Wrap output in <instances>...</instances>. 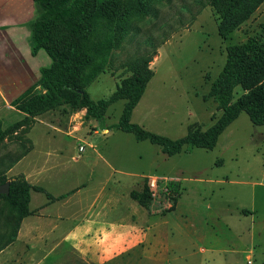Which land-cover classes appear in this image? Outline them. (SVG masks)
I'll use <instances>...</instances> for the list:
<instances>
[{
	"label": "rangeland",
	"instance_id": "374dc122",
	"mask_svg": "<svg viewBox=\"0 0 264 264\" xmlns=\"http://www.w3.org/2000/svg\"><path fill=\"white\" fill-rule=\"evenodd\" d=\"M196 1L154 4L157 17L150 16L144 21L128 18L136 33L130 34L119 49L109 52L103 70L86 88L91 99L108 98L119 82L130 75L126 64L151 51L145 42L153 37L155 44H161L149 64L154 74L132 112L131 122L171 140L184 137L190 127L198 131L210 127L222 113L208 92L225 64L226 48L252 42L264 45V2L222 39L217 33L219 20L212 8L206 5L199 9ZM192 14H196L193 20ZM243 93L237 87L232 102ZM10 104L0 99L3 130L24 117ZM124 104V100L112 104L99 121L86 119L84 110L71 112L65 106L37 117L26 134L10 136L0 145L3 160L0 172L5 170L9 157H16L26 149L30 152L34 144L35 151L42 153L36 164L56 167L47 173L51 178L46 186L51 190L64 177H111L107 176L105 163L97 161L93 151L126 175L112 177L165 174L162 176L206 181L191 183L192 186L180 182L175 197L157 186L162 196L155 199H164L172 206L163 211L166 212L163 216L150 220L159 225L155 232H161L162 240L179 245L172 253L173 264H247L248 259L252 264H264V126L253 125L242 112L219 137L213 150L185 146L179 154L166 156L159 146L147 140L137 141L132 134L117 128ZM19 135L22 140H17ZM81 146L84 150L78 152ZM18 163L4 172L5 185L24 177ZM139 183L148 185L146 178ZM137 185L133 183L131 189ZM184 190L188 191L179 207L181 212H167ZM242 210L252 214H243ZM0 211L1 225L7 212L1 200ZM201 248L203 252L198 251ZM60 250L51 254L47 264L61 257ZM216 250L224 252L215 253ZM60 264L80 263L66 258Z\"/></svg>",
	"mask_w": 264,
	"mask_h": 264
},
{
	"label": "trees",
	"instance_id": "16d2710c",
	"mask_svg": "<svg viewBox=\"0 0 264 264\" xmlns=\"http://www.w3.org/2000/svg\"><path fill=\"white\" fill-rule=\"evenodd\" d=\"M33 1L37 16L30 25L31 53L35 55L43 49L52 63L40 70V78L33 86L11 102V107L24 117L4 130L0 126V145L10 136L26 134L37 117L60 107H68L71 112L84 110L86 119L99 121L119 100H124L125 104L117 128L132 134L137 141L147 140L159 146L166 156L179 154L185 146L213 150L219 137L242 112L253 125L264 126V45L252 42L226 48L225 64L208 92V97L222 111L221 116L205 131L190 127L184 137L171 140L131 122L132 112L154 74L149 64L161 44H155L153 37L145 42L151 51L126 64L130 75L119 82L108 98L92 100L86 90L103 70L109 52L119 49L130 34L136 33V27L128 23V18L144 21L150 16L157 17L154 4L171 3V0ZM263 2L198 0L196 4L199 9L206 5L212 8L219 20L217 33L226 39ZM195 15L192 14L191 20ZM180 24L182 27L183 23ZM237 87L244 93L232 102ZM21 136L17 140H22ZM28 152L26 149L16 157H9L5 170L0 172V186L7 183L4 172ZM2 161L0 159V166ZM30 191L45 193L43 188L31 186L24 178L18 177L8 182V194H0L7 210L1 219L0 251L16 239L22 220L30 215ZM46 196L50 201L64 197ZM129 196L138 205L146 207L151 200V191L144 183L141 190H132Z\"/></svg>",
	"mask_w": 264,
	"mask_h": 264
},
{
	"label": "crops",
	"instance_id": "0c3cea01",
	"mask_svg": "<svg viewBox=\"0 0 264 264\" xmlns=\"http://www.w3.org/2000/svg\"><path fill=\"white\" fill-rule=\"evenodd\" d=\"M36 16L33 0H0V99L4 103L14 101L33 86L40 78V70L52 63L43 49L35 55L31 53L30 25ZM35 149L33 144L31 151L19 161L21 167L17 168L27 183L43 188L45 193L30 191V215L22 220L16 239L0 251V264H47L51 254L60 248L61 257L53 259L52 264H60L66 258L80 264H130L131 261L133 264H173L172 253L179 245L162 240L161 232H155L159 225L150 220L163 216L166 213L163 211L172 205L155 198L162 196L159 189L163 185L170 187L171 197H175L180 182L192 186L206 181L163 177L165 174L112 177L113 174L126 175L93 151L95 159L105 163L109 171L107 176L111 177H64L51 190L46 186L51 178L47 173L56 167L37 165L36 160L42 153ZM142 178H146L147 184L150 178L157 179L160 187L146 207L138 205L129 196L132 190H141L144 183L139 182ZM133 183L138 185L131 189ZM187 191L178 195L173 208L167 212H181L179 207L183 205ZM46 194L53 198L64 197L50 201ZM247 212L243 214H252Z\"/></svg>",
	"mask_w": 264,
	"mask_h": 264
},
{
	"label": "built area",
	"instance_id": "2783aa9c",
	"mask_svg": "<svg viewBox=\"0 0 264 264\" xmlns=\"http://www.w3.org/2000/svg\"><path fill=\"white\" fill-rule=\"evenodd\" d=\"M83 150H84V147L81 146V147L79 148V152H82ZM158 181H159V180H157V179H152V178L149 179L148 187H149V189H150V191H151V195H152V196L155 195V191H156L157 188H158V187H157V186H158ZM161 190H162L164 193H166V194H171V193H172L171 188L168 187L167 185H163L162 188H161ZM247 264H252V262H251L250 259L247 260Z\"/></svg>",
	"mask_w": 264,
	"mask_h": 264
},
{
	"label": "water",
	"instance_id": "95a60500",
	"mask_svg": "<svg viewBox=\"0 0 264 264\" xmlns=\"http://www.w3.org/2000/svg\"><path fill=\"white\" fill-rule=\"evenodd\" d=\"M0 194H8V185L0 186Z\"/></svg>",
	"mask_w": 264,
	"mask_h": 264
}]
</instances>
